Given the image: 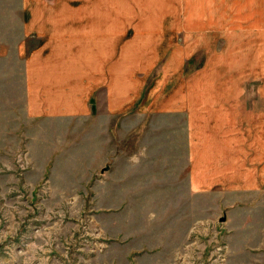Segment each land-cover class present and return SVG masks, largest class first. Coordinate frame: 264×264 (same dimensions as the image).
Masks as SVG:
<instances>
[{
    "label": "crops",
    "instance_id": "0c3cea01",
    "mask_svg": "<svg viewBox=\"0 0 264 264\" xmlns=\"http://www.w3.org/2000/svg\"><path fill=\"white\" fill-rule=\"evenodd\" d=\"M123 11L115 0H0V164L15 165L22 151L30 162L35 154L46 163L52 144L61 152L67 132L79 134V144L86 133L99 142L113 140L116 118L123 128L141 121L139 136L169 123L170 146L136 154L131 142L122 148L119 163L129 169L122 185L140 177L130 167L152 163L147 155L153 154L163 156L161 164L148 165L173 172L172 215L183 224L186 209L195 216V198L214 190L225 193L226 210L233 208L230 202H248L264 182V0H254V35L245 40L254 49L249 66L227 63L226 48H210L201 67L186 74L184 63L195 52L148 54L146 21L135 30ZM160 63V86L150 100L142 99ZM101 154L109 156L96 174L99 183L109 178L116 148ZM189 228L182 225L181 234Z\"/></svg>",
    "mask_w": 264,
    "mask_h": 264
},
{
    "label": "rangeland",
    "instance_id": "374dc122",
    "mask_svg": "<svg viewBox=\"0 0 264 264\" xmlns=\"http://www.w3.org/2000/svg\"><path fill=\"white\" fill-rule=\"evenodd\" d=\"M115 3L124 5L122 14L136 22L135 30L146 21L148 54L169 57L167 53L177 52L184 57L195 52L184 63L185 74L201 67L210 48H226L230 56L225 61L232 65L243 60L249 66L254 57L252 44L245 42L246 36L254 35V0ZM220 19L226 26L216 25ZM161 77L160 63L149 75L142 99L152 98ZM114 120L118 127L113 140L99 142L97 134L86 133L79 144L80 135L74 138L67 132L60 140L61 152L52 144L51 151L59 153L50 152L46 163L35 154L30 162L22 151L15 165L0 164V264H264V182L260 191L247 195L248 202H230V210L221 191L196 197L195 216L186 209L189 218L183 224V219L172 215V170L152 168L161 164L163 156L147 155L152 167H130V173L140 177L122 185L129 170L119 163L122 148L131 142L136 154L170 146L174 133L169 123L157 131L150 127L139 136L141 121L123 128L124 123ZM68 137L76 140V146ZM173 137L181 141V132ZM108 147L116 148V159L110 164L109 178L99 183L96 174L109 156L101 152ZM254 173L260 175L255 169ZM238 204L246 208L236 209ZM181 223L186 230L190 226L186 236L180 232Z\"/></svg>",
    "mask_w": 264,
    "mask_h": 264
},
{
    "label": "water",
    "instance_id": "95a60500",
    "mask_svg": "<svg viewBox=\"0 0 264 264\" xmlns=\"http://www.w3.org/2000/svg\"><path fill=\"white\" fill-rule=\"evenodd\" d=\"M224 220H225V219H224V218H222L220 221H221V222H224Z\"/></svg>",
    "mask_w": 264,
    "mask_h": 264
}]
</instances>
